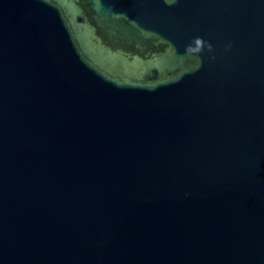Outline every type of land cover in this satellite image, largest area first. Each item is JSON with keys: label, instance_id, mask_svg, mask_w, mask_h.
<instances>
[{"label": "water", "instance_id": "1", "mask_svg": "<svg viewBox=\"0 0 264 264\" xmlns=\"http://www.w3.org/2000/svg\"><path fill=\"white\" fill-rule=\"evenodd\" d=\"M0 264H264V0H0Z\"/></svg>", "mask_w": 264, "mask_h": 264}]
</instances>
